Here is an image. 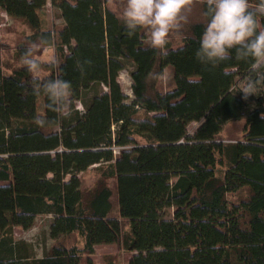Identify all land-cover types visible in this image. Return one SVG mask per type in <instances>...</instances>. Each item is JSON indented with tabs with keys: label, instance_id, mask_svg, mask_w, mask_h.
I'll return each mask as SVG.
<instances>
[{
	"label": "trees",
	"instance_id": "16d2710c",
	"mask_svg": "<svg viewBox=\"0 0 264 264\" xmlns=\"http://www.w3.org/2000/svg\"><path fill=\"white\" fill-rule=\"evenodd\" d=\"M48 1L62 21L56 30L42 27L47 0H0L2 12L30 27L19 54L52 46L57 60L40 64L42 78L71 85L56 108L33 92L24 65L7 75L0 65V264H80L82 256L92 264L102 244L131 252L127 264H264V83L243 97L253 74L235 50L215 66L198 61L206 2L182 43L162 51L143 28L129 36L106 0ZM126 62L130 100L118 82ZM166 66L173 87L161 92L156 77ZM241 118L242 136L221 140L223 126ZM191 122L199 125L189 134ZM92 166L98 177L85 194L79 173ZM241 190L229 203L227 194ZM45 214L55 242L33 258L12 229ZM74 235L81 245L68 243Z\"/></svg>",
	"mask_w": 264,
	"mask_h": 264
},
{
	"label": "clouds",
	"instance_id": "9594fccd",
	"mask_svg": "<svg viewBox=\"0 0 264 264\" xmlns=\"http://www.w3.org/2000/svg\"><path fill=\"white\" fill-rule=\"evenodd\" d=\"M189 3L190 0H126L120 19L129 36L143 28L149 45L163 51L167 34L181 22H187L182 11ZM204 16V29L195 54L198 61L215 66L235 50L238 59L250 61L253 74L239 90L245 99L258 94V85L264 83V25L261 24L264 0H257L255 6L251 0H206ZM33 51L28 49L23 59L26 70L33 74V92L43 93L51 105L62 108L70 95V82L59 77L42 78L40 61L32 55ZM37 120L41 125L45 123L43 118Z\"/></svg>",
	"mask_w": 264,
	"mask_h": 264
},
{
	"label": "rangeland",
	"instance_id": "374dc122",
	"mask_svg": "<svg viewBox=\"0 0 264 264\" xmlns=\"http://www.w3.org/2000/svg\"><path fill=\"white\" fill-rule=\"evenodd\" d=\"M206 0H190V3L183 9L182 14L187 16V22H181L180 26L173 28L167 34V42L176 47L182 43L183 38L186 35V30L189 24L202 19V3ZM108 8L114 10L119 16H121L122 10L126 5V0H106ZM40 16L42 19V27L50 30H56L61 24V18L59 16L57 8L53 7L47 0L44 7L40 10ZM31 33L30 27L24 20L13 19L7 16L0 10V65L2 67L3 74L7 75L15 68L23 66V59L19 54L21 48L24 47L25 35ZM32 55L41 63L55 62L57 60L54 48L51 47H37L34 48ZM132 65L129 62L125 63V67L118 74V82L121 90L128 96L130 100L132 98L131 93V80L130 71ZM48 72L39 65V74L44 76ZM31 75H33L31 73ZM242 86V85H241ZM172 68L166 66L162 74L156 77V88L165 92L172 89ZM76 108L80 111L83 110V106L80 102L76 103ZM37 111L39 114L43 111L42 99L37 102ZM199 125V122H191L187 127V132L192 134L195 128ZM245 127V119L241 118L238 121L227 122L219 135V138L225 142L233 141L236 138H240L243 134ZM56 129V128H55ZM82 181V187L85 194H88L89 190L95 185L98 177L96 167L92 166L86 171L79 173ZM107 183L112 189L111 201V215L117 216V205L115 196L114 179H107ZM244 195V191H238L227 194V200L229 203H236L241 196ZM51 215H39L34 222L33 227L28 230H21L18 227L13 228L14 239L18 242H22L25 247V252L33 258H39L44 255L47 249L55 242L48 234V225L51 220ZM122 232L128 233L129 224L128 220L121 219ZM68 243L81 245V238L79 236L69 239ZM131 252L122 250L120 245H97L95 251L90 255L92 264H127ZM80 264H85V256H82Z\"/></svg>",
	"mask_w": 264,
	"mask_h": 264
},
{
	"label": "crops",
	"instance_id": "0c3cea01",
	"mask_svg": "<svg viewBox=\"0 0 264 264\" xmlns=\"http://www.w3.org/2000/svg\"><path fill=\"white\" fill-rule=\"evenodd\" d=\"M52 218V217H51Z\"/></svg>",
	"mask_w": 264,
	"mask_h": 264
}]
</instances>
